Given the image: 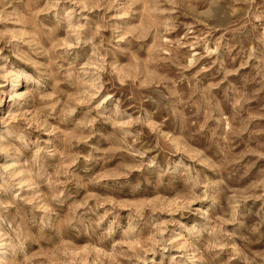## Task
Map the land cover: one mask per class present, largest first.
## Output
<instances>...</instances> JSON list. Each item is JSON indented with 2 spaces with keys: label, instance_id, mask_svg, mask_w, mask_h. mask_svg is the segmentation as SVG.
I'll return each instance as SVG.
<instances>
[{
  "label": "rangeland",
  "instance_id": "374dc122",
  "mask_svg": "<svg viewBox=\"0 0 264 264\" xmlns=\"http://www.w3.org/2000/svg\"><path fill=\"white\" fill-rule=\"evenodd\" d=\"M0 264H264V0H0Z\"/></svg>",
  "mask_w": 264,
  "mask_h": 264
}]
</instances>
